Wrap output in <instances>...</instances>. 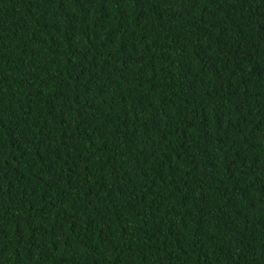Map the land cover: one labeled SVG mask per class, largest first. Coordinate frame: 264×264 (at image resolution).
Here are the masks:
<instances>
[{
    "label": "trees",
    "instance_id": "obj_1",
    "mask_svg": "<svg viewBox=\"0 0 264 264\" xmlns=\"http://www.w3.org/2000/svg\"><path fill=\"white\" fill-rule=\"evenodd\" d=\"M0 264H264V0H0Z\"/></svg>",
    "mask_w": 264,
    "mask_h": 264
}]
</instances>
